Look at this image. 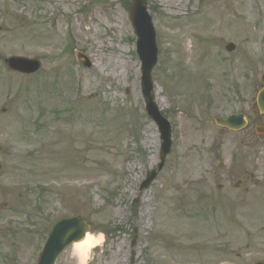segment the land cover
<instances>
[{
    "label": "rangeland",
    "instance_id": "rangeland-1",
    "mask_svg": "<svg viewBox=\"0 0 264 264\" xmlns=\"http://www.w3.org/2000/svg\"><path fill=\"white\" fill-rule=\"evenodd\" d=\"M131 1L0 0V264H35L49 217H79L102 237L84 264L264 262V192L214 191L211 164L238 139L218 152L204 122L253 94L264 0H145L172 146L143 189L159 134L143 109ZM10 56L41 68L8 73ZM55 264L81 263L69 247Z\"/></svg>",
    "mask_w": 264,
    "mask_h": 264
},
{
    "label": "water",
    "instance_id": "water-1",
    "mask_svg": "<svg viewBox=\"0 0 264 264\" xmlns=\"http://www.w3.org/2000/svg\"><path fill=\"white\" fill-rule=\"evenodd\" d=\"M129 20L136 37L135 49L137 57L141 63V94L144 99L145 112L150 120L157 126L160 134L159 163L153 169L146 180L141 185V189L147 188L154 180L157 173L162 169L165 157L170 152V128L169 123L160 115L155 103L153 102V83L151 71L156 64L157 48L155 44V33L151 24V18L146 12L145 0H132L129 11ZM228 51L232 47H227ZM79 63L89 67V62L80 53H75ZM10 70L30 74L36 72L40 65L36 60L11 57L5 60ZM216 123L223 127H228V121ZM87 226L79 219H71L59 222L53 228L39 260V264H53L56 257L71 243L82 239ZM261 264V263H259Z\"/></svg>",
    "mask_w": 264,
    "mask_h": 264
},
{
    "label": "flooded vegetation",
    "instance_id": "flooded-vegetation-1",
    "mask_svg": "<svg viewBox=\"0 0 264 264\" xmlns=\"http://www.w3.org/2000/svg\"><path fill=\"white\" fill-rule=\"evenodd\" d=\"M260 47L262 48V45ZM260 68L264 69L262 59L255 60L250 66V71L255 75L250 99L239 101L235 98L230 102L235 108L231 110L228 105V111L221 115L223 119L230 115L237 116L243 125L241 130L234 132L215 127L214 117H207L204 120L219 132L215 137L217 142L220 141L217 146L218 152L221 150L223 138L231 135L238 139V152L235 156L231 155L224 160L221 152L212 163V180L217 179L214 191L218 194L224 195L233 191L256 193L263 190L264 192V73H259ZM258 74L259 76L256 77ZM259 96H261L260 104L257 103ZM205 175H207V183L208 172Z\"/></svg>",
    "mask_w": 264,
    "mask_h": 264
},
{
    "label": "bare ground",
    "instance_id": "bare-ground-1",
    "mask_svg": "<svg viewBox=\"0 0 264 264\" xmlns=\"http://www.w3.org/2000/svg\"><path fill=\"white\" fill-rule=\"evenodd\" d=\"M158 96H159V90L155 88L154 90L155 100L158 98ZM101 240H102L101 236L86 234L84 239L75 242L71 246L72 254L77 258L79 263L84 264L89 252L95 247L99 246Z\"/></svg>",
    "mask_w": 264,
    "mask_h": 264
}]
</instances>
